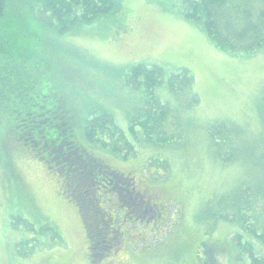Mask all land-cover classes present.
Wrapping results in <instances>:
<instances>
[{
    "label": "rangeland",
    "instance_id": "374dc122",
    "mask_svg": "<svg viewBox=\"0 0 264 264\" xmlns=\"http://www.w3.org/2000/svg\"><path fill=\"white\" fill-rule=\"evenodd\" d=\"M118 3L117 11L107 18L66 32L50 31L43 24L39 35H23L17 29L12 33L23 42L13 48L31 51L25 74L39 91L69 105L75 102L83 114L109 112L125 130L126 114L135 113L144 96L142 88L125 83L127 68L153 64L162 68L165 77L180 70L193 76L196 104L188 105L189 96L184 94L178 99L165 83L154 88V95L182 117L181 140L161 147L139 142L134 154L124 159L102 152L111 168L134 177L138 188L133 189L140 194L145 186L164 189V197L155 200L162 201L165 211L158 220L145 222L144 217H135V209L125 215L127 209L116 205L118 215H125L116 219L123 238L99 264H195L192 250L205 237L230 242L231 250L217 255L216 264H242L232 242L234 223L211 213L219 209L217 196L263 171L256 161L264 157V142L257 144L255 157L228 164L213 157L207 128L213 121L229 120L240 126L246 144L254 143L261 128L264 49L246 56L218 50L198 24L176 11L173 0ZM102 21L105 27L99 25ZM2 65L7 66L0 59L1 75L11 73ZM5 84L0 82V89L8 81ZM154 157L168 161L167 171L147 163ZM114 203V196L106 201L110 208ZM255 209L257 224L264 226L263 208ZM0 264H89L77 208L63 197L57 178L44 163L13 139L1 112Z\"/></svg>",
    "mask_w": 264,
    "mask_h": 264
},
{
    "label": "trees",
    "instance_id": "16d2710c",
    "mask_svg": "<svg viewBox=\"0 0 264 264\" xmlns=\"http://www.w3.org/2000/svg\"><path fill=\"white\" fill-rule=\"evenodd\" d=\"M173 2L176 11L198 24L218 50L231 56H246L264 49V0ZM118 6V0H0V45L3 44L0 59L7 65L1 68L11 70L4 76L0 74V82L8 81V86L0 89V112L13 139L44 163L57 178L63 197L77 208L90 264H99L123 238L116 222L121 217L120 209H127L125 215L135 209V217H144L145 222L158 220L165 211L162 201L155 200L164 197V189L145 186L144 198L142 192L133 189L138 188L134 177L111 168L102 152L124 159L134 154L139 142L161 147L181 140L182 117L169 103H162L154 95V88L165 83L178 99L184 94L189 96L188 105L196 104L199 97L192 89L193 76L187 70H180L165 77L162 68L153 64L136 63L127 68L123 76L125 83L142 88L144 96L138 110L126 114L125 130L114 122L109 112L85 110L83 114L75 102L69 105L62 98L51 99L52 93L44 95L39 91L25 74L24 64L31 51L13 48L23 46V42L13 38L12 33L19 30L23 35H39L43 24L50 31L66 32L107 18ZM104 22L99 25L105 27ZM259 111L261 128L254 143L249 145L242 139L243 132L236 123L220 119L208 124L207 138L215 159L232 163L240 157L257 155V144L264 142V92ZM261 159L256 162L263 171L217 196L215 203L219 209L216 207L211 213L225 223H234L232 242L242 264H264V226L257 224L254 213L258 205L264 211V157ZM147 163L162 166L163 172L169 168L167 160L156 157ZM111 196L115 197V203L110 208L106 201ZM130 217L135 219L133 214H128ZM229 248L230 242L227 244L224 237H205L192 250L195 264H201L204 256L217 261V255L226 254Z\"/></svg>",
    "mask_w": 264,
    "mask_h": 264
},
{
    "label": "flooded vegetation",
    "instance_id": "af4514ba",
    "mask_svg": "<svg viewBox=\"0 0 264 264\" xmlns=\"http://www.w3.org/2000/svg\"><path fill=\"white\" fill-rule=\"evenodd\" d=\"M200 255L198 254V257ZM199 260V258H198ZM201 264H216V261H213L211 258H207L206 256H204V259L201 261Z\"/></svg>",
    "mask_w": 264,
    "mask_h": 264
},
{
    "label": "bare ground",
    "instance_id": "6f19581e",
    "mask_svg": "<svg viewBox=\"0 0 264 264\" xmlns=\"http://www.w3.org/2000/svg\"><path fill=\"white\" fill-rule=\"evenodd\" d=\"M137 79H138V77H137ZM140 81H141V80H140ZM178 92H179V91H178ZM176 95H177V94H176ZM177 131H178V130H177ZM179 131H180V130H179ZM263 146H264V145H263ZM261 149H262V148H261ZM254 151H255V150H254ZM261 160H263V159H261ZM240 162H241V161H240ZM162 163H163V162H162ZM229 163H230V162H229ZM229 163H228V164H229ZM253 163H254V162H253ZM236 164H237V163H236ZM255 168H256V167H255ZM254 170H255V169H254ZM257 171H258V170H257ZM259 172H260V171H259ZM255 173H256V172H255ZM260 176H261V175H260ZM260 181H261V180H260ZM258 183H259V182H258ZM260 184H261V183H260ZM243 197H244V196H243ZM250 199H251V198H250ZM251 204H252V203H251ZM249 205H250V204H249ZM240 206H241V205H240ZM243 207H244V206H243ZM243 207H242V208H243ZM241 213H242V212H241ZM252 219H253V218H252ZM259 220H260V219H259ZM255 223H256V222H255ZM249 225H250V224H249Z\"/></svg>",
    "mask_w": 264,
    "mask_h": 264
}]
</instances>
